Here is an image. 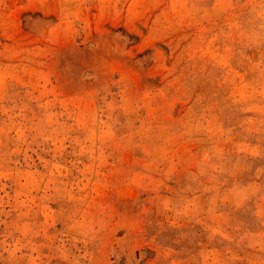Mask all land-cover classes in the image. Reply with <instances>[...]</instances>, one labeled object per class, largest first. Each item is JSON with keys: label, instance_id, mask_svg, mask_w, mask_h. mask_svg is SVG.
<instances>
[{"label": "rangeland", "instance_id": "rangeland-1", "mask_svg": "<svg viewBox=\"0 0 264 264\" xmlns=\"http://www.w3.org/2000/svg\"><path fill=\"white\" fill-rule=\"evenodd\" d=\"M0 264H264V0H0Z\"/></svg>", "mask_w": 264, "mask_h": 264}]
</instances>
